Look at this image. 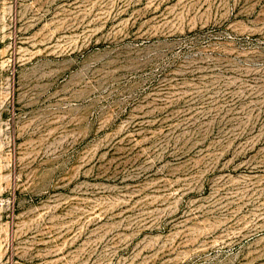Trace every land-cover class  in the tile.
Segmentation results:
<instances>
[{
    "label": "rangeland",
    "instance_id": "rangeland-1",
    "mask_svg": "<svg viewBox=\"0 0 264 264\" xmlns=\"http://www.w3.org/2000/svg\"><path fill=\"white\" fill-rule=\"evenodd\" d=\"M0 264H264V0H0Z\"/></svg>",
    "mask_w": 264,
    "mask_h": 264
}]
</instances>
